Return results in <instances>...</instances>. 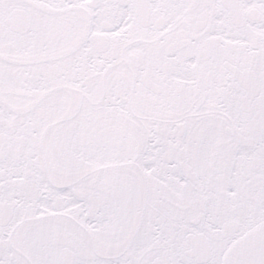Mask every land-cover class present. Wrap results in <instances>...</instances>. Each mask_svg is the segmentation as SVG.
I'll use <instances>...</instances> for the list:
<instances>
[{
    "label": "snow or ice",
    "instance_id": "1",
    "mask_svg": "<svg viewBox=\"0 0 264 264\" xmlns=\"http://www.w3.org/2000/svg\"><path fill=\"white\" fill-rule=\"evenodd\" d=\"M0 264H264V0H0Z\"/></svg>",
    "mask_w": 264,
    "mask_h": 264
}]
</instances>
